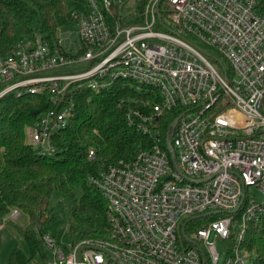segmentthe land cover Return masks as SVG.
Returning a JSON list of instances; mask_svg holds the SVG:
<instances>
[{"label": "built area", "instance_id": "1", "mask_svg": "<svg viewBox=\"0 0 264 264\" xmlns=\"http://www.w3.org/2000/svg\"><path fill=\"white\" fill-rule=\"evenodd\" d=\"M127 1L76 0L81 8L71 16L81 45L75 51L60 40L53 48L36 33L0 55V98L47 91L62 105L27 128L40 155L56 154L52 136L71 122L72 92L108 91L126 80L137 93L147 89L142 110L131 109L127 119L151 144L90 178L108 201L110 238L64 243L44 233L47 260L28 264H203L188 239L202 248L206 264H258L243 241L251 223L264 222V200L247 195L253 187L264 198V0H168L164 18L160 1L152 0L141 23L111 25L113 7ZM177 109L174 131L171 125L163 136L161 118ZM96 157L90 149L88 158ZM208 213L229 216L183 235L185 220ZM19 215L14 210L8 218ZM219 239L228 245L223 260Z\"/></svg>", "mask_w": 264, "mask_h": 264}, {"label": "trees", "instance_id": "2", "mask_svg": "<svg viewBox=\"0 0 264 264\" xmlns=\"http://www.w3.org/2000/svg\"><path fill=\"white\" fill-rule=\"evenodd\" d=\"M151 1L135 0L137 7L132 14L135 17L129 24L143 21L145 8ZM159 1L162 13L169 2ZM124 9L113 7L108 16L111 25L126 20L120 16ZM73 22L68 0H0V55L7 56L18 41L36 33L57 48L59 29ZM135 87L126 80L117 81L108 91L81 89L69 94L66 101L74 103V112L69 126L52 136L56 149L53 156L39 154L28 141L27 128L48 111H59L62 105L54 104L47 91L21 97L9 93L0 98V223L11 221L8 216L14 210L29 218L28 225L19 228V233L30 255L15 248L9 255V264L47 260L41 237L44 227L54 220L49 205L56 194L66 202L59 200L57 206H65L70 214L71 242L110 238L109 204L90 178L120 160H132L140 149L151 144V139L127 119L131 109L142 110L140 101L146 98L147 89L141 94ZM153 100L160 102L158 96ZM179 116L177 109L161 118L163 136H167L169 127ZM90 149L97 153L95 160L88 158ZM226 216L229 214L195 215L187 219L186 231L189 234ZM239 217L240 213L233 215L231 243L239 227ZM243 247L251 259L264 264V222L248 226Z\"/></svg>", "mask_w": 264, "mask_h": 264}, {"label": "rangeland", "instance_id": "3", "mask_svg": "<svg viewBox=\"0 0 264 264\" xmlns=\"http://www.w3.org/2000/svg\"><path fill=\"white\" fill-rule=\"evenodd\" d=\"M76 0H68V6L71 11L73 9H80L81 5L75 2ZM136 2L133 0H128L125 6L124 11L121 12V17H125L124 21L126 24L129 23L134 17L132 14L136 8ZM161 10V9H160ZM59 40L62 43L63 48L67 50L75 51L80 47V40L77 31V25L73 22L71 25L67 27H62L58 31ZM208 51L215 58H220L224 63L227 69L230 68L229 63L219 55V53L213 48L207 47ZM208 58L211 59L209 56ZM218 65L217 63H215ZM219 66V65H218ZM219 70L222 71V68L219 66ZM247 195L250 199H254L257 202H261L264 200L262 194L258 191L257 188H249ZM59 200H63L64 204H66L65 200L60 198L57 194L53 197L50 202V209L54 211V220L47 226L44 227V232L48 233L54 237H56L59 241L67 243L71 240L69 234V227L71 225V219L68 209L65 206H57ZM60 204V203H58ZM19 216L16 219L7 220L3 223L0 228V264H9V255L11 251L15 248L20 249L26 255H30L29 249L24 238L19 233V228H25L29 223V218L26 214L19 211ZM182 236V234L180 233ZM217 249L219 251L221 260L226 257V252L228 249L227 241L219 239L217 242Z\"/></svg>", "mask_w": 264, "mask_h": 264}, {"label": "water", "instance_id": "4", "mask_svg": "<svg viewBox=\"0 0 264 264\" xmlns=\"http://www.w3.org/2000/svg\"><path fill=\"white\" fill-rule=\"evenodd\" d=\"M160 2H161V1H160ZM167 29H168V28H167ZM168 30H170V29H168ZM170 31H171V30H170ZM171 32H173V31H171ZM202 52H204L207 56H210V54H209L207 51H202ZM177 119H178V118H177ZM177 119H176V121H175V124H176V122H177ZM175 124L172 125V131H174V129H175ZM168 149H169L170 153L172 154L173 163H174V166H175L176 163H175V155H174L173 148H172V146H169ZM243 199H244V195H243ZM241 205H242V204H241ZM241 205H240L237 209H235V210H233V211H230L229 214L236 213V212L240 209ZM211 214H213V213H208V214H205L204 216H208V215H211ZM188 222H189V221H186V222L183 224V226H182V233H183L184 236H185V230H186V226H187ZM188 241H190L192 244H194V245H195V246H196V247L202 252L203 257H204V259H203V264H206L205 253H204V251L202 250V248H201L199 245H197V244H195L194 242H192L191 240L188 239ZM84 248H87V247H82V248H80L78 254H80V252H81ZM120 264H128V263H125V262H123V261H120Z\"/></svg>", "mask_w": 264, "mask_h": 264}]
</instances>
